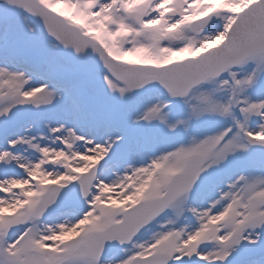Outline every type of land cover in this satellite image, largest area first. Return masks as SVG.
<instances>
[{"label":"snow or ice","instance_id":"6c2138e0","mask_svg":"<svg viewBox=\"0 0 264 264\" xmlns=\"http://www.w3.org/2000/svg\"><path fill=\"white\" fill-rule=\"evenodd\" d=\"M0 264H264V0H0Z\"/></svg>","mask_w":264,"mask_h":264}]
</instances>
